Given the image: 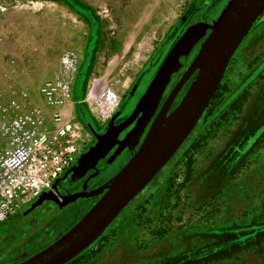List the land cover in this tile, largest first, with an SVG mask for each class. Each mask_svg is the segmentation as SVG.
<instances>
[{
  "label": "rangeland",
  "instance_id": "rangeland-1",
  "mask_svg": "<svg viewBox=\"0 0 264 264\" xmlns=\"http://www.w3.org/2000/svg\"><path fill=\"white\" fill-rule=\"evenodd\" d=\"M209 1L0 0V73L14 65L11 79L19 86L37 89L52 79L73 87L76 108L81 106L88 122L102 128L130 89L138 93L152 80L186 25L204 17L215 21L229 0H211L217 2L210 9ZM206 113L196 124V142L174 168L175 179L164 180L165 166L126 207L137 212V220L143 219L144 210L155 212L164 205L167 221L162 224L196 225L230 219L259 205L264 192V13L237 48ZM76 118L87 128V120ZM158 185L157 194L150 196ZM97 201L58 233L65 234ZM19 220L15 216L4 223L0 237L14 234ZM154 224L146 223L142 241L151 237ZM218 225L222 223L215 222L208 231ZM203 232L193 230L194 235ZM23 240L12 243L9 261L3 264L28 259L24 252L12 256ZM192 242L187 237L180 251L188 252ZM165 251L159 256L170 253ZM241 253L240 260L249 263L264 256V251ZM180 256L165 264H183Z\"/></svg>",
  "mask_w": 264,
  "mask_h": 264
},
{
  "label": "water",
  "instance_id": "water-1",
  "mask_svg": "<svg viewBox=\"0 0 264 264\" xmlns=\"http://www.w3.org/2000/svg\"><path fill=\"white\" fill-rule=\"evenodd\" d=\"M263 13L264 0H229L213 24L202 21L186 26L165 56L132 115L118 126L111 125L104 134L97 137L95 145L80 157L71 170L83 173L94 168L115 143L119 147L113 158L124 147L137 143L164 88L172 75L182 68L180 59L188 57L209 30L198 53L171 94L172 97L196 72L179 104L170 114L161 112L157 116L138 151L100 188L107 191L84 217L52 245L20 264H65L103 233L161 171L190 135L213 99L234 53ZM141 111L143 116L136 126L122 141H118L119 131L127 127L135 114ZM86 194L68 197L64 200V205ZM49 199L50 192L42 193L31 209Z\"/></svg>",
  "mask_w": 264,
  "mask_h": 264
},
{
  "label": "flooded vegetation",
  "instance_id": "flooded-vegetation-1",
  "mask_svg": "<svg viewBox=\"0 0 264 264\" xmlns=\"http://www.w3.org/2000/svg\"><path fill=\"white\" fill-rule=\"evenodd\" d=\"M216 2L212 4L210 0L209 4L211 5L209 6V9L210 7H214ZM202 21L206 22L207 24H212L214 20H212L211 17H204L203 19L191 21L189 23H197ZM208 34L209 30H207L205 37L194 47L190 55L180 59L183 65L182 68L177 73L172 75L169 83L164 88L159 103L152 112L150 119L147 121L137 143H133L132 146L124 147L120 153L115 158H113L114 153L119 147V145L115 143L114 146L108 150L105 157L100 159L94 168L88 170L87 172L76 173L75 171L71 170L77 165L76 163L70 169L65 171L62 176L53 183L50 190L46 191L50 192L51 199L45 200L39 207L31 209L32 204L37 200L36 198L35 200H32L26 205L22 206L5 222L0 224L1 227L10 218L15 216L20 218V224H17L14 227V234H10L11 236L8 235L6 237H0V264L9 261V258L8 261H6V259L10 254V246L16 239L24 237V240L21 241L22 249L12 256L16 257L24 252L27 253L25 259H29V257L37 254L42 249L49 247L50 244L52 245L60 237H62V235H64V233L59 234L58 232L62 229L66 221L71 219L81 210L85 209L93 199L99 201V199L107 191L106 189L100 190V188L112 177H114V175L118 173V171L138 151L157 116L161 112H165L167 115L170 114L181 101L196 72L185 81V83L174 93L172 97L171 94L177 87L186 69L192 62L193 58H191V56L193 53H198L200 45ZM150 82L151 80L148 83L142 84V89L140 92L138 91V93H136V91L132 93V89H130L126 97L121 101L116 112L102 128L96 129L95 124H93L91 121L88 122V119L83 113L82 107H75L76 117H83L85 120H87L86 123H88V126L86 125V129L89 133V140L84 153L95 145L97 142V137L104 134L111 125L118 126L132 115L140 99L147 90ZM203 115L205 117L202 116L197 124L200 125L201 122L206 119V111ZM142 116V111L135 114L127 127L119 131L117 140L122 141L125 136L136 126ZM89 124L91 125V128L89 127ZM196 126L186 138L184 143L180 146V148L175 152L172 158L166 163L165 166L169 165V169L164 180L175 179L177 175L176 172H174L175 166H177V163L183 154H186V150H188V148H190L192 144L196 142L195 138L197 136V131L194 133ZM165 166L163 168H165ZM156 176L152 179V181L155 180ZM159 187V185L155 186L149 195H156V191ZM83 193L87 194L79 197L74 202L64 205V200L66 198ZM165 201H167L166 194L163 202ZM95 204H93V206ZM93 206H91V208ZM253 208L243 211L236 216H232L230 219L223 220V217H220L215 218L214 221L210 220L201 224L199 223L195 225V223H193L182 226L179 224H175L176 226L162 224L164 221H167V219H165L167 218V214L165 213L166 210L164 205L160 209L155 210V212L144 210V215L142 212H140L144 216V218L140 221L136 219V211H134L132 208H126L112 221V223L94 242H92L86 249H84L65 264H134L137 260H140V264H144L146 262H150V264H152L154 261H156L158 264H165L174 259L176 254L178 257L183 254V257L186 260L193 249L198 246L195 244L196 235L193 234V230H205L206 234L209 232L208 230L210 226L215 225V222H221L222 225H218L217 227L222 228H224L226 225H237L243 227L244 215L246 213H251L256 216L260 214L259 210L255 209V207ZM211 211L212 210L210 209L209 212L211 213ZM123 212H125V214H123ZM131 222H133V225L129 226L128 223ZM148 222H155L156 224L151 227V237L145 238V240L142 241L141 237L143 236L141 234L144 232L143 228H148V225H146ZM203 233H199L198 235H204ZM25 235H27V238H25ZM187 237L190 238V242L194 240V244L192 242L193 246L188 252H182L180 251L179 246L180 243L182 244V241L184 242ZM50 240H52V242H50ZM197 242L200 245L206 243L202 240H198ZM165 248L167 251H165ZM162 250L167 252V254L169 252L170 253L168 255L159 256Z\"/></svg>",
  "mask_w": 264,
  "mask_h": 264
},
{
  "label": "built area",
  "instance_id": "built-area-1",
  "mask_svg": "<svg viewBox=\"0 0 264 264\" xmlns=\"http://www.w3.org/2000/svg\"><path fill=\"white\" fill-rule=\"evenodd\" d=\"M14 71L10 65L0 73V224L50 190L89 140L73 87L45 79L28 89L13 82Z\"/></svg>",
  "mask_w": 264,
  "mask_h": 264
},
{
  "label": "trees",
  "instance_id": "trees-1",
  "mask_svg": "<svg viewBox=\"0 0 264 264\" xmlns=\"http://www.w3.org/2000/svg\"><path fill=\"white\" fill-rule=\"evenodd\" d=\"M205 113V112H204ZM204 116V115H202ZM262 200L255 209L260 211L258 216L251 213H246L244 215V226L235 227L237 231L234 233L237 237L234 238L233 243L226 247L225 249H220L215 247L214 244H211L205 255H198L201 252L194 253L189 255L188 259H183L181 263L187 264H264V256L256 263H249L247 260H240V253H257L264 251V192H262ZM254 209V208H253ZM144 218V217H143ZM229 225L222 227L213 228L212 231H209L210 234L214 232L216 235H221L222 231H225L229 228ZM238 228V229H237ZM232 229V228H230ZM241 231V233H240ZM208 232V233H209ZM206 233V234H208ZM205 234V232L203 233ZM199 236L198 234L196 235ZM213 246L214 249L211 247ZM195 248L193 249V251ZM192 251V252H193ZM241 253V254H243ZM198 255V256H195ZM223 257H228V259H222ZM225 262V263H222Z\"/></svg>",
  "mask_w": 264,
  "mask_h": 264
},
{
  "label": "crops",
  "instance_id": "crops-1",
  "mask_svg": "<svg viewBox=\"0 0 264 264\" xmlns=\"http://www.w3.org/2000/svg\"><path fill=\"white\" fill-rule=\"evenodd\" d=\"M229 227H227V228H229ZM235 227L239 228L240 226L231 225L230 228H232V229L229 228L225 231H222L221 235H216V234H214V232H212V234L208 233V234H204V235H201L198 237L196 236V238H195L196 243H198L197 242L198 240H202L206 243L196 246L195 250L193 252H191L190 255L194 254V253L198 254V252H201L198 255H205V252L207 251L208 247L211 244H214V246L216 248L219 247L220 249H225L226 247H228L232 243L234 245V238L237 237V235L234 234V233H236L235 231H237L236 229H234ZM240 233H241V231H240ZM211 247L214 249L213 246H211ZM198 255H195V256H198ZM180 257H183V256H180Z\"/></svg>",
  "mask_w": 264,
  "mask_h": 264
}]
</instances>
